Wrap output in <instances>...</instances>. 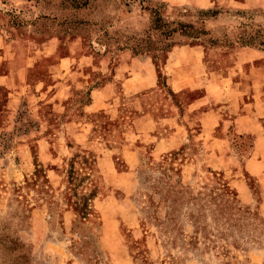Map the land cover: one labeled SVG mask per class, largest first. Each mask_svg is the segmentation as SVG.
Segmentation results:
<instances>
[{"label": "rangeland", "instance_id": "1", "mask_svg": "<svg viewBox=\"0 0 264 264\" xmlns=\"http://www.w3.org/2000/svg\"><path fill=\"white\" fill-rule=\"evenodd\" d=\"M0 36V76L28 65L17 92L0 85V264H264V176L248 170L264 143L204 127L234 100L190 111L213 88L175 91L166 65L201 44L234 71L239 48L264 47V7L0 0Z\"/></svg>", "mask_w": 264, "mask_h": 264}, {"label": "crops", "instance_id": "2", "mask_svg": "<svg viewBox=\"0 0 264 264\" xmlns=\"http://www.w3.org/2000/svg\"><path fill=\"white\" fill-rule=\"evenodd\" d=\"M178 1L188 2L194 0ZM241 1L264 7V0ZM54 43H56L54 40L49 41L50 48L53 47L55 49ZM0 51L2 52L0 55V62L2 63V60L5 59L4 56L9 54V52L1 36ZM232 57L234 58L232 62L234 63V71H229L228 67L224 69L219 68L218 62L214 61L213 58H206L201 44L189 45L183 48L182 53L177 58L169 59L167 62L166 65H171L172 68L181 67L180 72L177 74H169V80L172 81L175 91L180 93L196 90L203 91V87L205 86L209 87V89L213 88V90H207L209 91V95H198L189 100L186 105L190 111L192 109L193 111L200 108L203 109L202 99L204 97L207 100L209 99V102L212 104V100L218 99V96H221L226 91L230 96L227 98V101L234 100V108L228 112L222 111L219 113L218 111H214L215 114L214 112L208 113V121H206L204 127H214L215 122H212V120L222 121L219 122L220 126L233 128L238 134L252 135L253 143L259 146L261 143H264V47H241L237 50L235 56ZM130 61L133 62L134 58ZM205 69H208V71ZM202 70H205V74L202 73ZM9 71V73L7 72L0 76V85L9 86L15 93L24 84L22 74L28 71V65H16L9 68ZM13 74L17 75L18 80H15L16 78H14ZM128 79H131V77L125 80L127 81ZM226 82L227 84H225ZM107 88L108 84H102L93 87L91 92L93 94L102 93L106 92ZM211 91H218L219 93L217 92L211 98ZM221 103L224 102L221 101ZM213 110H216V106H214ZM217 115L221 116L220 120L219 117H216ZM201 135H206V133ZM248 170L253 175L263 177L264 156L254 154L249 160Z\"/></svg>", "mask_w": 264, "mask_h": 264}, {"label": "trees", "instance_id": "3", "mask_svg": "<svg viewBox=\"0 0 264 264\" xmlns=\"http://www.w3.org/2000/svg\"><path fill=\"white\" fill-rule=\"evenodd\" d=\"M155 13V12H154ZM124 48H126L125 46H121V47H119V49H124ZM132 50H136L135 52H138V51H140L138 48H132Z\"/></svg>", "mask_w": 264, "mask_h": 264}]
</instances>
